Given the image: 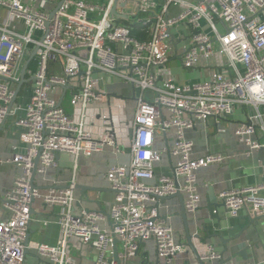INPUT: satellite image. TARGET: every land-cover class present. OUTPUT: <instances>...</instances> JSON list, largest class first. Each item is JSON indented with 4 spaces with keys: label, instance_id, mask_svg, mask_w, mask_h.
<instances>
[{
    "label": "built area",
    "instance_id": "1",
    "mask_svg": "<svg viewBox=\"0 0 264 264\" xmlns=\"http://www.w3.org/2000/svg\"><path fill=\"white\" fill-rule=\"evenodd\" d=\"M34 50L24 71L29 85L21 86L8 114L22 129L25 150L0 161L20 169L0 207V264H25L29 249L38 264H76L67 251L72 238L94 249L93 264H129L149 241L156 264H172L187 247L175 241V231L160 215V199L179 192L185 212L194 218L200 204L195 172L229 160L215 153L192 158L193 143L185 131L250 106L252 115L237 124L234 136L251 151L264 149L251 138L257 127L264 132V0H0V123ZM173 61L185 71L201 72L204 82L178 83L168 69ZM99 75L116 78L136 93L130 163L105 174L114 191L107 214L85 208L75 183L79 157L106 146L120 153L108 117L102 118V136L86 131L95 117L90 107L107 97ZM67 95L69 114L60 105ZM169 133L173 144L156 150L155 139ZM62 154L71 165L67 187L46 193L31 187L35 159L36 173L43 174ZM164 154L174 159L171 174L151 183ZM35 200L55 208L60 231L55 246L25 245ZM218 200L230 218L243 210L261 217L264 177L224 190ZM195 248L201 261L221 260L211 245Z\"/></svg>",
    "mask_w": 264,
    "mask_h": 264
},
{
    "label": "crops",
    "instance_id": "2",
    "mask_svg": "<svg viewBox=\"0 0 264 264\" xmlns=\"http://www.w3.org/2000/svg\"><path fill=\"white\" fill-rule=\"evenodd\" d=\"M177 66L182 70L178 73ZM172 75L177 82L185 84L194 82L195 71H185L178 63L168 65ZM178 73V74H177ZM194 75V76H193ZM100 88L107 97L97 101L90 107V112L95 114L91 124H86V131L93 136L100 137L104 133L105 125L103 117H108L115 128L117 146L120 153H115L109 146L104 151L91 154L89 157H79V171L75 177L77 196L82 199L83 206L89 210L108 213L114 199V191L106 181L107 170L115 165H127L130 163V130L129 126L133 121L136 108V93L120 82L118 79L99 75ZM26 102V101H25ZM63 106V103H61ZM253 109L250 106L238 107L230 118L216 123L214 119H208L207 123L196 122L193 129L186 130L184 135L187 140L193 143L192 158H200L208 154L228 155V163L221 166H210L199 169L195 172L197 191L200 197V204L194 215L186 213L187 231L191 242L195 247H206L211 245L221 260L232 257L224 264H264V218L255 220L254 224L250 219L254 217L251 213L241 211L236 218H230L225 209L216 208V214L220 219L211 221L207 211L208 203L221 204L218 195L224 190L235 189L242 186L260 183L264 177V149L251 151L242 143H239L234 136V130L239 123H244ZM20 112L16 117L22 116ZM14 118L8 116L3 129L0 130V161H7L25 147L20 142L22 129L15 126ZM219 129H225V133H219ZM259 143H264V132L257 127L255 134L251 137ZM172 133L165 137L155 139V149L162 150L173 144ZM249 153V154H247ZM174 159L164 154L161 162L156 165V176H170L171 166ZM56 167L46 169L43 174H35L34 185L43 193L49 190L59 191L67 187L71 180V165L67 155H58ZM20 169L15 165L0 164V207L5 194L12 188ZM31 222L28 229L29 245L45 244L55 246L60 239V231L54 216L55 208L47 207L42 201L35 200L32 204ZM159 211L163 220L171 225L175 231V241L184 243L186 240L185 223L180 215L181 206L177 198L164 199L159 202ZM49 223L44 226V221ZM200 237L197 239L196 237ZM199 240V241H198ZM222 240H229L227 245ZM186 245V244H185ZM187 247V246H186ZM248 249L249 259L244 261L236 254ZM67 251L75 259L76 264H93L95 251L92 247L84 246L78 239H70L67 243ZM38 264L33 250L28 251ZM199 255V254H198ZM234 257V258H233ZM221 260L212 262L202 261L204 264H219ZM134 264H156L157 257L155 246L152 241L142 243L139 252L132 261ZM25 264H28L25 262ZM172 264H199L194 253L187 247L185 253L177 256Z\"/></svg>",
    "mask_w": 264,
    "mask_h": 264
},
{
    "label": "water",
    "instance_id": "3",
    "mask_svg": "<svg viewBox=\"0 0 264 264\" xmlns=\"http://www.w3.org/2000/svg\"><path fill=\"white\" fill-rule=\"evenodd\" d=\"M60 4H61V3H59L58 6H59ZM112 13H113V11H112ZM34 56H35V50L31 52V54L29 55V57H28V59H27V62H26V64H25L24 69H23L22 74H21V80H20L19 83L16 85V88H15V90H14V92H13V95H12V98H11V100H10V103H9V105H8L7 112H6V116H5L4 120L0 123V130L3 129L4 124H5L6 120L8 119L9 111H10V109H11L13 103L15 102L16 98H17V95H18V93H19V91H20V89H21V86H22L23 84H25V83L28 82V79H24V71H25V69L27 68V65L30 63V61L33 59ZM65 89H66V87L64 88V90H65ZM60 105H61V103H60ZM38 158H39V157H37V158L35 159V161H34V168H33V172H32V175H31V180H30L31 187H33V188H37V187L34 185V177H35L36 169H37L38 162H39V159H38ZM57 159H58V155H56V157H55V161H56V162H57ZM171 198H177V199L180 201V206H181L180 215H181V217H182V219H183V221H184V223H185L184 225H185V231H186V240H185V244H186V246L189 247L190 250L194 253V255L196 256V259L198 260V263H199V264H204V263L200 260V258L198 257L197 250H196V248L194 247L193 243L191 242V239H190L191 237H190V235H189V232L187 231V220H186V212H185V209H184V200H183V196L178 192V193H176L174 196L167 197V198H164V199H165V200H166V199L168 200V199H171ZM164 199H160V200H164ZM217 207H221V208L224 209V205H223L222 203H221V204H218V203H215V202H214V203H213V202L208 203V205H207L206 208H207V211H208V213H209L210 220H211V221H216V223L219 225V224H220V219H219L218 215L216 214V208H217ZM31 212H32V209H31ZM31 214H33V213H31ZM260 218H264V215L261 216V217H259V218L250 219V222H252V224H254L255 220H258V219H260ZM28 235H29V234H28ZM28 235H27L26 238H25V245H27L28 242H29V239H28L29 236H28ZM196 238H197V239H200V237H198V236H197ZM198 241H199V240H198ZM222 241H224V240H222ZM224 242H226V244L224 243L223 245H227V243L229 242V240H225ZM116 244H117V240H116V238H114V240H113V245H112V257H113L114 260H117V248H116ZM247 251H248V249L246 248V249H244V250L238 252V253L236 254V256L242 257V260L246 261V260L249 259V257H248V252H247ZM233 258H234V257H233ZM230 259H232V257L229 258V259H226V260H221L219 264L227 263V262L230 261Z\"/></svg>",
    "mask_w": 264,
    "mask_h": 264
},
{
    "label": "rangeland",
    "instance_id": "4",
    "mask_svg": "<svg viewBox=\"0 0 264 264\" xmlns=\"http://www.w3.org/2000/svg\"><path fill=\"white\" fill-rule=\"evenodd\" d=\"M172 63H178V64H179L178 61H173ZM179 65H180V64H179ZM177 68H178V73L181 74L180 71H182V70H181L178 66H177ZM178 73H177V74H178ZM193 76H194V75H193ZM194 82H204V80H202V74H201V72H196V76H195V78H194ZM26 85L28 86L29 83H27ZM25 88H27V87L24 86V87H23V91H22V93H23V98L26 97V95H27V92H26V89H25ZM22 102H24V101H22ZM63 108L65 109L66 113L69 114V113L71 112V107H70V105H69V95H67V96L65 97L64 101H63ZM18 137H19V134H18ZM19 174H20V173H19ZM25 262L28 263V264H30V263H34V262H35L34 258H31V254H30V253H29L28 255H26ZM129 264H134V263L130 262Z\"/></svg>",
    "mask_w": 264,
    "mask_h": 264
},
{
    "label": "trees",
    "instance_id": "5",
    "mask_svg": "<svg viewBox=\"0 0 264 264\" xmlns=\"http://www.w3.org/2000/svg\"><path fill=\"white\" fill-rule=\"evenodd\" d=\"M133 36H134L136 39H142V36H139V35L137 34V32H134V33H133Z\"/></svg>",
    "mask_w": 264,
    "mask_h": 264
}]
</instances>
